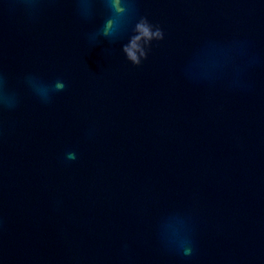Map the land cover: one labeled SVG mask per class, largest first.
<instances>
[{"label":"water","instance_id":"obj_1","mask_svg":"<svg viewBox=\"0 0 264 264\" xmlns=\"http://www.w3.org/2000/svg\"><path fill=\"white\" fill-rule=\"evenodd\" d=\"M0 264H264V0H0Z\"/></svg>","mask_w":264,"mask_h":264},{"label":"clouds","instance_id":"obj_2","mask_svg":"<svg viewBox=\"0 0 264 264\" xmlns=\"http://www.w3.org/2000/svg\"><path fill=\"white\" fill-rule=\"evenodd\" d=\"M164 39L165 32L159 24L152 23L147 16H139L129 30L126 42L122 44L121 52L127 62L138 67L148 59L153 42ZM57 87H64V85L58 84ZM190 252L191 249H187L185 255Z\"/></svg>","mask_w":264,"mask_h":264}]
</instances>
